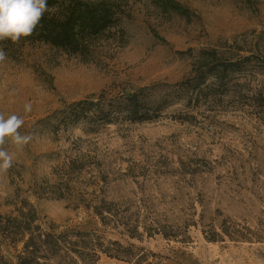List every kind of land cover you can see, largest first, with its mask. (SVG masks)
<instances>
[{"label":"rangeland","instance_id":"1","mask_svg":"<svg viewBox=\"0 0 264 264\" xmlns=\"http://www.w3.org/2000/svg\"><path fill=\"white\" fill-rule=\"evenodd\" d=\"M174 1L180 9L120 1L117 24L85 58L39 41L2 42L0 111L23 116L20 132L33 139L0 178V216L30 210L41 228L132 246L119 250L130 259L97 252L93 264H264V0ZM233 62L238 70L227 67L222 82L191 85L197 72ZM141 88L151 101L177 97L143 121L111 107ZM99 99L110 121L95 111L67 117L71 104ZM82 155L81 171L69 173L73 195L49 193ZM99 174L108 175V224L77 200ZM0 240L15 264L22 243Z\"/></svg>","mask_w":264,"mask_h":264},{"label":"trees","instance_id":"2","mask_svg":"<svg viewBox=\"0 0 264 264\" xmlns=\"http://www.w3.org/2000/svg\"><path fill=\"white\" fill-rule=\"evenodd\" d=\"M120 1L122 0H59L61 11L55 14L46 13L34 33L30 37L21 38V40L47 43L85 58L89 54L91 44L95 38L117 24L118 17L122 13ZM151 1L162 10H178L181 7L174 0ZM57 2L58 0H47L49 7ZM6 41L9 42L10 40ZM220 66V70L216 72L212 71L213 68L197 72L191 85L196 86L198 89L201 84L205 83L208 76H214L216 82H222V79L226 77L227 67H230V71L238 70L237 62L220 64ZM144 92L145 88H141L120 97L111 107L115 109V112L125 111L130 120L143 121L151 118L148 113L153 106L156 105V110H158L177 97L173 96L172 93H167L151 101ZM92 111H95L96 117L104 122L112 119L110 118L111 112L103 104L102 99L96 102L82 100L71 104L67 117L71 121H77L80 115ZM81 157L72 160L70 168L61 172L56 182L48 185L49 193L55 197L73 195L75 188L71 184L72 179L69 173L81 171L85 163L82 159L88 160L84 155ZM80 174H78V178ZM107 176L100 174L92 176L91 180L95 188L91 193H84L87 196L86 198H82L83 195L77 196V200L81 201L87 208L92 209L102 224H108L113 218L111 208L108 205L110 203L105 200L104 196V188L108 184ZM98 180L103 182L99 188ZM79 183H82V181ZM105 212L108 216L104 215ZM34 221V214L30 210L27 212L19 210L18 217L0 216V238L2 240L9 239L13 243L17 241L22 243L15 264H93L98 259L97 252L110 257L130 259V254L128 256L124 255V252L119 250L121 248L130 250L132 246L123 247L115 240H108L105 246L100 241L101 237L93 232H56L53 226L44 229L40 225H35ZM209 239L215 240V238ZM0 264H10L1 253Z\"/></svg>","mask_w":264,"mask_h":264},{"label":"clouds","instance_id":"3","mask_svg":"<svg viewBox=\"0 0 264 264\" xmlns=\"http://www.w3.org/2000/svg\"><path fill=\"white\" fill-rule=\"evenodd\" d=\"M61 4L58 2L49 7L47 0H0V64L8 60V54L2 42L10 40L14 44L21 38L30 37L46 13H59ZM16 95L13 89L8 92L11 99ZM32 103H25V114L32 111ZM25 120L15 113L5 115L0 111V178L12 168L17 154L23 152L33 139L32 134H22L20 129ZM7 145V147H6ZM9 147L13 150L10 151Z\"/></svg>","mask_w":264,"mask_h":264}]
</instances>
